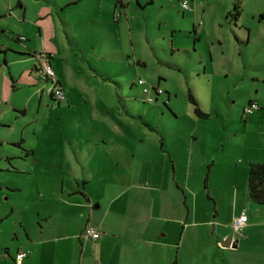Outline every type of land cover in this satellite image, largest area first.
Segmentation results:
<instances>
[{
    "label": "rangeland",
    "instance_id": "rangeland-1",
    "mask_svg": "<svg viewBox=\"0 0 264 264\" xmlns=\"http://www.w3.org/2000/svg\"><path fill=\"white\" fill-rule=\"evenodd\" d=\"M57 1L0 0V49L8 42L21 47L18 30L31 34L29 44L52 52L73 98L72 106L47 92L39 98L38 83L28 85L16 66L10 64L13 81L0 68V239L11 246V228L20 232L18 216L62 199L88 197L101 203L98 213L111 202L105 219L117 217L119 225L137 213L151 218L157 199L184 218L182 192H161L173 178L197 190L185 197L196 215L211 213L205 191L223 188L224 196L240 169L245 183L247 157L264 156V116L259 107L246 115L242 107L250 98L264 107V0H235L236 18L228 13L233 0H187L189 8L180 0H124L116 13L104 8L101 22L81 1L62 8L53 6ZM36 10L44 14L39 19ZM59 13L69 26L58 24ZM11 48L7 58L16 55ZM73 68L83 85L73 79ZM92 92L98 106L87 119L81 108L92 105ZM195 104L206 114L195 113ZM101 105L112 107L110 119L123 120L126 135L97 119L98 109L106 110ZM150 168L151 177L144 176Z\"/></svg>",
    "mask_w": 264,
    "mask_h": 264
},
{
    "label": "crops",
    "instance_id": "crops-1",
    "mask_svg": "<svg viewBox=\"0 0 264 264\" xmlns=\"http://www.w3.org/2000/svg\"><path fill=\"white\" fill-rule=\"evenodd\" d=\"M76 1H81L82 6H89V14L95 15L97 22H101L100 13L104 8H107V13L112 8L113 14L119 7L125 6L124 0H120L121 4H117L116 0H113L112 5L109 3L107 6L105 0H91V2L88 0H60L56 2L57 4L52 3L54 7L62 8L66 4ZM16 3L21 4L20 0H16ZM35 12L38 19L44 15L42 10ZM21 15L22 19H27L25 7L22 9ZM63 19L62 13H59L58 24L61 25L62 22L65 27L71 24L70 20L63 21ZM4 29L0 26V34L4 32ZM38 30L41 33L40 27ZM16 33L25 36L23 40L15 39L22 45L17 47L18 49H12L11 47L15 48V46L9 42L3 45L5 48L0 49V53H2L0 68L1 70L6 69L7 76L13 81L14 74L10 64L19 66L15 67V72L30 86L38 83L34 88L40 90V98L42 92L47 94L43 89L46 80L43 79L36 67L37 62L40 61L39 58L32 56V53L41 48L46 51L50 49L44 45L38 47L29 44L27 39L31 34L26 32L24 34L22 30H18ZM10 48L16 54L13 58H7L5 53ZM49 53L51 56L52 52L49 51ZM50 63L54 75L63 85L65 99L70 101L72 106L73 98L69 92H65L63 73L56 70L53 61L50 60ZM73 74V79H78L83 85L80 72L73 68ZM11 85L15 87L13 83ZM76 90L85 95L90 92L88 89L80 87ZM89 96L92 97V105L81 108V112L87 119L91 118V111L98 106L96 95L92 92ZM258 105L261 104L258 103ZM101 106L106 110L101 112L98 109L99 114L98 111L94 114L97 119L107 123L113 130L123 131L126 135L125 133L128 131L121 124L123 120L121 119L120 122L118 118H115V115L110 119L112 107ZM263 109L264 107H259L258 110L264 116ZM104 115H106L105 120L101 118ZM116 119L119 122H116ZM102 141L105 142L104 138ZM250 160L264 161V156L247 157V161ZM143 173L144 176L151 177V168L144 170ZM153 176L155 177L156 174L154 173ZM242 176L240 169L238 177L234 182H231L224 196H221L223 188L216 187L214 192L207 189L205 195L211 198L213 207L211 213L209 211L202 215H196L197 210L194 204L190 202L188 205L185 202L187 191L197 192L194 188L187 186L186 180L181 184L179 180L173 178L174 183L170 179L160 185L164 195L178 189L182 192V201L185 203L184 218L178 214H169L170 205L165 199H157L156 213L151 218L147 215L140 217L141 213H137L134 217L123 218L120 225L117 222V217L109 221L105 219V216L113 211L111 202L105 203L99 211L100 213L94 208H100L101 203H91L88 197L76 200L62 199L43 206L38 204L25 218L17 217V226L20 232H16L14 227L11 228L14 231L11 238L15 239V243L9 246L10 239H0V249L5 250V253L0 255V264H258V262L260 264V260L264 263V202H255L247 196L246 180L243 183ZM103 184L102 188L106 189L107 185ZM139 185L143 188H158L157 184ZM223 204L226 206L222 207ZM244 207L247 212V220L241 230L235 231L232 229L230 221ZM84 215L87 216L84 217ZM78 216L79 220L82 219L80 222L77 219ZM75 220L78 223L74 224ZM85 225H91L97 229L98 236L92 237L83 233ZM228 235H230L229 239ZM17 250L26 251L19 261L15 260Z\"/></svg>",
    "mask_w": 264,
    "mask_h": 264
},
{
    "label": "built area",
    "instance_id": "built-area-1",
    "mask_svg": "<svg viewBox=\"0 0 264 264\" xmlns=\"http://www.w3.org/2000/svg\"><path fill=\"white\" fill-rule=\"evenodd\" d=\"M179 3L182 8H187V7L189 8L187 0H180ZM38 58L40 60V65H39L40 74L41 76L46 78V83L44 87L45 91L51 93L54 97L58 99H62L64 96V91H63L62 86L58 82L55 81L54 72H53V69H52V66L50 64L48 57L44 55H39ZM137 82L143 83L145 82V80L142 77H138ZM143 90L148 91V87L146 85H143ZM157 91H160V89L157 88ZM147 98L152 99V95H147ZM256 107H259L258 103L255 100L250 99L243 106V109L245 113H248V112H251ZM262 113L264 114V109L262 110ZM246 220H247V212H246V208L244 207L232 217L230 221L232 229L235 231L241 230ZM83 233L91 235L92 237H96L98 236L99 231L95 229L94 227H92L91 225H85L83 228ZM25 252H26L25 250H17L15 252V260L19 261L20 258L25 254ZM4 253H5V250L0 249V255Z\"/></svg>",
    "mask_w": 264,
    "mask_h": 264
},
{
    "label": "trees",
    "instance_id": "trees-1",
    "mask_svg": "<svg viewBox=\"0 0 264 264\" xmlns=\"http://www.w3.org/2000/svg\"><path fill=\"white\" fill-rule=\"evenodd\" d=\"M116 2H117V4H121L120 0H116ZM239 12H240V9H239L238 3L235 0H233L232 1V10L228 11V13L233 18H236L238 16ZM115 13H116V11H115ZM193 30H195V27H193ZM14 37H13L14 39H18V40H23L25 38L24 35L18 34V33H15ZM39 55H44V56L48 57V59H49L50 53L46 50H43V51L36 50L32 53V56H37V58ZM37 63L38 64L36 65V67H37V69H39L40 61H38ZM39 71H40V69H39ZM54 77H55V81L58 82L63 88V85L61 84V82L56 78L55 75H54ZM43 79L46 80V78H44V77H43ZM44 87H45V85L43 86V89H44ZM153 90L155 93L159 92V91H157L156 87H153ZM44 91H45V89H44ZM63 91H64V88H63ZM45 92H47V91H45ZM47 93L52 99H55L58 102H59V100H61V99L54 97L51 93H49V92H47ZM188 98L192 102H194V97L189 91H188ZM62 99H65V94H64ZM259 107H263V106H259ZM193 110L195 113H197L199 115H205L206 114V112L203 111L202 109H200L199 106H197V104H195L193 106ZM246 193H247V196L251 200H254L255 202H259V203L264 202V161L263 160H250L247 162V165H246Z\"/></svg>",
    "mask_w": 264,
    "mask_h": 264
},
{
    "label": "water",
    "instance_id": "water-1",
    "mask_svg": "<svg viewBox=\"0 0 264 264\" xmlns=\"http://www.w3.org/2000/svg\"><path fill=\"white\" fill-rule=\"evenodd\" d=\"M229 237H230V235L227 236L228 239H229ZM228 239H227V241H228Z\"/></svg>",
    "mask_w": 264,
    "mask_h": 264
}]
</instances>
